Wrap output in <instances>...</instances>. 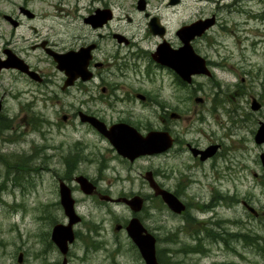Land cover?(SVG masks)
Masks as SVG:
<instances>
[{"label":"rangeland","instance_id":"1","mask_svg":"<svg viewBox=\"0 0 264 264\" xmlns=\"http://www.w3.org/2000/svg\"><path fill=\"white\" fill-rule=\"evenodd\" d=\"M138 1L0 0V57L5 58V49H11L32 66L61 76L54 65L55 62L39 44L47 39L59 49L71 48L78 44L83 33L96 34L97 31H91L92 28L84 22V18L91 12L94 13L96 8H110L113 11L111 29L133 37L140 44L135 46L134 50L152 48L155 40L148 35L147 21L144 12L137 8ZM146 1L149 11L163 16L164 21L169 24V36L174 39L176 37L172 31L180 28L181 24L216 13L219 24L208 37L210 42L216 41L215 46L209 50H217V53L213 52L211 56L222 58L225 64L231 66L238 62L235 59L240 56L238 50H247V68L251 69V76L248 78L250 94L255 95L258 100H264V20L249 19V24L244 25L248 28L246 32L238 29L243 21L252 16L246 14L245 10L254 7L257 11L262 8V4L257 6L258 3H251L250 0H238L237 3H234L235 0H182L181 4H169L170 0ZM22 7L34 13L35 17L23 13ZM6 14L17 20L20 17L21 26H13L5 18ZM127 15L132 18L131 22L127 21ZM104 32L106 33L107 29ZM198 45L202 48V42ZM102 48L104 52L99 53V57L104 60H112L109 55L113 54L119 58L120 55L125 57L128 50L127 47L116 45L111 39H103ZM228 78L230 79L229 76ZM154 79L144 80L145 82L136 76L128 79L129 85L138 87L143 93L151 94L149 104L144 105L140 100L133 103V118L136 119L137 116L142 126H161L163 123L160 116L165 104L164 106L174 108L175 112L182 114V118L175 121L176 127L189 138L198 139L197 136H200L202 144H207L217 137L223 142V154L217 164L221 171L220 177L212 178V165L206 164L204 170L207 176L199 173L197 183L188 182L187 186L182 185L186 187L183 190L185 195L180 198L191 204L190 200L208 203L216 196V190L219 191L218 194L221 192L227 196L223 199L217 196L216 204L210 210L203 212L191 208V214L203 221L215 215L227 231L232 234L246 233L250 236V241L253 236L264 237V178L260 176L264 175V170L261 166L263 161L259 157L264 153V146L254 141L253 129L256 130L257 127L253 126V120L257 118H245L239 112L233 119L230 115L205 111L208 118L203 122L198 116L193 117L204 109L201 102H196L194 97L185 102L183 98L187 95L179 92L176 85L171 86L167 81L163 82L160 75L158 79L154 76ZM251 84L254 85L253 88ZM38 90L39 88L18 70L9 68L0 73V113L12 118L11 129L0 128V264H48L54 259L60 262L50 264H63V254L53 246V242L50 243L53 226L68 223L59 203L60 196L55 179L57 174L54 172V169L58 172L61 168H57L53 160L52 163L55 164L50 165L53 174L44 170L42 156L45 146H60L61 105L44 103L37 94ZM229 92L232 93L231 90ZM198 95L203 96L202 93ZM152 98L155 102H152ZM232 100L235 101L234 107H247L243 97ZM120 103L116 105L117 109L126 107ZM226 105L232 106L231 101L226 102ZM103 107L106 109L104 113L107 118L110 115L114 118L119 116V110L112 112L106 106ZM259 119L264 120V117ZM34 122L37 123V129L33 127ZM67 127H74V124L70 123ZM73 139H82L86 143L83 154L94 152L89 155L93 158L92 161L81 160L75 163V175H84L89 179L101 178V186L110 190L109 195L116 199L125 195H141L145 198L146 208L138 216L156 234L163 237V230L166 228L182 229L185 221L175 215L161 199L155 200V191L150 188L147 179L138 175L139 171L149 173L150 166H155L160 160L144 159L133 167L130 174L123 162L113 160L112 151L105 149V143L99 140L97 134H74ZM46 149L51 150L48 147ZM34 153L39 157L34 158ZM29 155L30 158L26 159ZM181 160H174V163ZM183 160H186V157ZM170 163L173 164L170 161L162 162L161 166ZM15 165L18 170H8ZM40 165L43 168H40ZM181 166L183 163L175 165ZM254 173H257V176ZM181 180L180 177L169 179L168 176L162 175L158 177L157 182L158 185L163 184L161 188L174 192L177 183H184ZM73 184L76 185L73 194L75 209L84 219V222L82 220L76 224L74 229L83 231L86 227L89 230L85 231L86 233L81 232L84 237L78 238L79 240L70 245L72 256L67 264H145L139 259L136 249H133L126 230L115 229L118 223L125 224L129 220L132 216L131 209L116 202L98 204L91 196L81 191L78 181ZM246 203L256 213L247 207ZM179 236L187 241L188 236L184 231L180 232ZM118 239L121 243H118ZM205 242L210 249L209 253L201 256L179 253L175 257L179 260L178 264H264V255L259 251L260 249L264 253V240H261L259 247V244L254 243L251 248L244 244L241 236L240 240L237 238L232 242V250L225 248L221 243L217 246L216 243L207 240ZM179 246L180 243L162 242L158 248L172 247L179 252ZM21 252L23 257L20 262ZM84 256L86 259H82Z\"/></svg>","mask_w":264,"mask_h":264},{"label":"flooded vegetation","instance_id":"2","mask_svg":"<svg viewBox=\"0 0 264 264\" xmlns=\"http://www.w3.org/2000/svg\"><path fill=\"white\" fill-rule=\"evenodd\" d=\"M250 1L251 3H258L257 6L262 4L261 5L262 8L258 9L257 11L254 10V7H250L249 9L245 10L246 14L252 16L247 18L248 20H245V22L243 21L241 24L242 26L241 25L238 26V29H240L241 32H246V30H248L246 26L249 24V19L261 18L262 20H264V0H250ZM181 2L182 0H170L169 4H176V3L181 4ZM237 2L238 0L234 1V3ZM108 9L109 8H96L94 13L91 12L89 16L84 18L85 25L91 27L92 28L90 29L91 31L95 30L97 32L96 34H93L91 32L83 33L76 46L71 48L59 49L56 47L55 44L51 43L47 39H44L39 44L44 50V52L49 56V58H52V60L55 62L54 65L58 70V72L61 73V76H58L57 73H52V71H47L34 67L28 62L27 63L30 66V70L36 73V75L34 74L35 76H32L27 72H22L18 70L20 74L27 77L31 83H34L39 88L38 90L39 92L37 94L41 96L40 100H42L46 104L50 103V104L61 105L59 111V118L61 119V123H62L59 127V133L61 135L60 146L59 145L45 146L44 149L42 150L43 162L45 163L44 170H47L52 173L51 170L52 167L50 165L55 163L57 164V168L58 167L61 168L60 170H58V172L56 169H54L55 174H57L55 176V179H56V184L58 186L59 196L61 195V189H60L61 182H64L70 188L72 195L76 191V187H75L76 185L74 186L73 183L74 181L77 182L76 178L79 176V174L75 175L76 168L73 170V168L75 167V163L81 160L82 161L93 160V158L89 157V155L91 154L93 155L94 152H91L86 155L83 154L84 148L87 147L86 143L82 139L79 140L73 139L74 134H80L82 136V133H86L87 135L97 134L99 136V140L105 143L104 144L105 149L108 151H112L113 160H117V161L119 160L123 162L126 168H128L130 174L133 167L137 166L139 162L144 161V159L160 160L155 164V166L153 165L150 166V169L152 170V174L157 179V181H158V177L162 175H165V177L168 176L169 179H175L177 177L182 178L181 181H183L185 184L177 183V185L175 184L176 188L173 189L174 193L177 194L179 197L185 195L183 193V190L186 187H183L182 185L187 186L188 182L197 183L199 179V175H198L199 173H202L203 175L207 176L204 168L205 165L208 163H211L212 165V178H219L221 171L219 170V168H217V164L223 154L222 140L218 139L217 137L207 142V144H202L200 141L201 138L200 136H197L198 139L196 137L189 138L185 132H180L176 127L175 121L180 120L182 118V114L175 112L174 108H169L167 106H164L165 104H163V114L162 116H160L161 117L160 119L162 120L161 123H163L161 126H155V127L142 126L140 122L137 120V116L136 119L132 117L133 115H135L134 114L135 109L133 108L132 105L133 103L136 102V100H140L144 105L149 104L151 101V94L143 93L141 90L138 89V87H135L134 85H129L128 79H130L131 76H136L141 81L145 82L148 81V79L151 81L155 80L154 76H156V79H158V76L160 75L161 79H163V82L167 81V83H169L171 86L176 85L177 90L179 92H182L183 94L187 95V97L184 96L183 101L185 102L190 101V99H193L194 97L196 102H201L203 104L204 109L202 111L194 115L192 114L193 117L198 116L200 119H203V122H205L206 118H208L204 113L205 111L215 114L219 112V115L223 113L225 115H230L231 118L233 119L236 117L235 115H237L239 112L240 115H243L245 118H248L249 116V118L254 119V117H256L257 120L255 121L253 120V126L256 125L255 127L257 128L256 130L253 129V132H254V141L255 143H257L256 134L258 129L264 122V120L259 119L264 117V110H263L264 100H258L255 97V95L250 94L251 90L248 84V78L251 76V71H250L251 69L247 68L248 66L247 50L245 51L238 50L240 56L239 58L235 57V59H237L238 62L231 66L225 64L222 58H216L211 56V53L213 52L217 53V50L216 51L209 50L212 46H215L216 41L210 42L208 34H210L219 24L218 16L214 12L211 13L209 16H205L204 18H198L194 21L186 22L183 25L181 24V27H185V26H190L201 20L203 21L211 20L210 23H207L209 25L206 26L205 30L202 31L201 34H197L196 32V34H194L195 36L190 40V44L192 45L194 51L203 59L204 64H202L201 72L193 74L191 81H188L185 80L176 71L174 66L172 67L163 62H160L155 57V54L157 55V52L159 51V49L162 48V46L166 45L165 48L176 50L184 44V42H182V40L180 39L177 33L181 27L176 29L175 31H172L174 36L176 37L175 39L170 37L171 36L170 26L166 21H164L163 16L153 14L152 12L149 11L148 6H146V9L143 11L147 21L146 27L149 32L148 35L154 38L155 40L153 43L154 45L149 44V45H153L152 48L143 47L134 50V47L140 44L137 43L136 40L133 39V37H128L125 34H122L118 31L111 29V22L114 20V16L112 17L111 20H106L104 22L102 21L97 22L98 24L96 25V27H94L87 19L88 17H91L90 15L103 14ZM154 18H158L159 25H154L152 28L151 22ZM18 19L20 20L19 25L21 26L22 20L20 19V17H18ZM127 21L128 22L132 21V18L128 15H127ZM19 25L17 27H19ZM105 29H107L106 33L104 32ZM190 30L191 29H189V31ZM192 30L194 31V29ZM118 36H120L121 38ZM103 39H108V40L111 39L115 41L116 45L127 47L128 50L126 51L127 52L126 56L123 57L120 55L119 58L118 55L113 54V55H109V58L111 57L112 60L101 59L99 57L100 56L99 53L104 52L102 48ZM199 42H202V48L198 45ZM83 48H90V50L87 51V53L89 52L91 53L90 57L87 58L88 62L86 66L83 67L82 69L74 70L70 77V75L65 70H62L61 68L58 67V64L55 61L53 55L54 53L65 54L70 51L80 52L81 49ZM82 59H86L85 56H82ZM235 59H233L232 61L235 62ZM79 71L80 72L83 71V73H80ZM226 74L230 77V79ZM130 81L137 82L136 80H130ZM251 87L253 88L254 85L251 84ZM208 90L210 91V94ZM229 90L232 91L231 94ZM198 93H202L203 96L198 95ZM234 95L237 97L245 98L244 102L246 103L247 107L246 108L243 107V109H239L238 105L234 107L235 101L232 99L237 98ZM66 100H68V102ZM228 101H231L232 106L228 107L226 105V102ZM120 102L123 103L126 107L117 109L116 105H118ZM152 102H155L153 98H152ZM103 105L106 106L107 109L112 112L119 110L118 112L119 116L114 118L110 115V117L107 118V116L104 113V110L106 109H104ZM248 106H250V108ZM222 110L224 111L222 112ZM85 115L98 118L99 120L105 123L107 129H111L112 126L122 123L133 126L134 128H136L138 132H140L144 136L151 131L163 132L164 135H166V138H168V140L169 138L172 139V144L162 152L138 156L133 160L119 154L107 136L103 135L90 121L84 120ZM11 119L12 118L8 117L6 114L0 113L1 128H6L8 130L11 129L12 128V125L10 123ZM70 123H73L74 127H67V125H69ZM30 124L32 126L31 122ZM33 127L34 129H37V123L34 122ZM125 133L127 135H134L130 130H127ZM215 135L217 134L215 133ZM257 144L260 146H264V142ZM214 145L217 146L215 152L213 154H209L210 152L207 153L206 151L211 149V147H213ZM47 147L50 148L51 150H47L46 149ZM33 157L36 158L39 156L37 153H34ZM184 157H186V160H183ZM259 157L261 158V155H259ZM28 158H30V155L26 157V159ZM179 159L182 160L179 161L178 163H174L175 162L174 160H179ZM53 160L55 161V163H52ZM166 161L173 162V164L170 163L161 166L162 162H166ZM179 163H183V166L175 167V165H178ZM261 166L264 170L263 162ZM39 167L43 168L42 165H40ZM254 174L255 176H257L256 175L257 173ZM138 175L145 176L146 178V175L142 171H139ZM260 176L262 179L264 178L263 174H261ZM89 180L93 185V191L90 193V195L87 196L89 197L91 196L94 199V201H97L98 204L106 205L107 203L110 202H116V203L125 204L130 208L127 202H125L123 199L124 198L129 199L132 198V196L127 197V195H125V196H120L119 199L113 198L111 195H109L110 190H108L107 188H103L101 186V181H102L101 178L96 177V178H91ZM80 189L83 193H85L82 190L81 186ZM131 193L133 194V192ZM215 194L216 196L212 198L211 201H209L208 203L204 202L207 203L209 210L212 209L213 206H215L216 204L215 199L217 196L223 199V195L221 193L218 194L217 190ZM154 199L162 200V196L160 194L154 193ZM190 201L191 204L188 203L187 201L185 202L187 206L185 211H183L180 214H175L180 216L181 219L185 221L184 225L182 226V229L181 227L180 229L166 228L163 230V232H165L163 237L153 232V230H151L156 237L157 245H159L162 242L166 244L180 243L181 246L178 247L179 249L189 245L198 246L200 242L206 245L205 231L207 227H210V229H215L217 232L220 230V227L222 228L221 221L219 220L217 221L218 217L215 215L212 216L213 219L209 218V220H204V221L192 215L190 211L191 208H195L196 210H201V208L199 207L200 203L193 202L192 200ZM59 203L61 205V198L59 200ZM246 206L251 208L249 204H247ZM61 208L63 209L62 205ZM251 209L256 213V211L253 208ZM135 215L136 214L132 211V216L130 218H132ZM82 220L84 222L83 217L81 218V221ZM128 221H126L125 224L118 223L115 229L121 230L123 228L126 230ZM118 226L119 228H117ZM188 226L189 228L187 229ZM196 228L200 229L198 238L195 237ZM88 230L89 228L86 227L85 230L83 231L75 230L74 232L75 239L72 243H70V245H72L75 241L79 240L78 238L82 239L84 236L83 234H81V232L82 233H84L85 231L88 232ZM182 231H184L185 234L188 236L187 241L181 239V237L179 236L180 232ZM175 240L177 242H175ZM259 240H264V237H260ZM52 242L53 241L51 240L50 243ZM131 242L133 249H136L138 253L139 259L143 260V258L139 253V250H137L138 248L135 246L132 240ZM221 242L223 243V245H225L224 241L220 239H215V242L212 243H216L218 246V244ZM118 243H121L120 239H118ZM70 245L68 251L66 253H63L60 250V248L55 244V242H53V246L56 247V249H58L60 253L63 254V260H62L63 264H67V262L70 261L71 259L72 249L70 248L71 247ZM169 249H173V248L169 247ZM179 253H184V252H179ZM185 254L187 255L198 254L199 256H201V255H205L206 253L204 254L202 250H195L193 251V253H185ZM45 259L47 260L46 257ZM82 259H86V257L84 256ZM56 262L58 263L60 261L58 259L57 260L54 259L53 261H50V263H56Z\"/></svg>","mask_w":264,"mask_h":264},{"label":"water","instance_id":"3","mask_svg":"<svg viewBox=\"0 0 264 264\" xmlns=\"http://www.w3.org/2000/svg\"><path fill=\"white\" fill-rule=\"evenodd\" d=\"M138 3V7L140 9H143L145 7V0H139ZM21 10L30 17L34 16V13H32L25 7H22ZM111 17V11L107 10L103 14L91 15L89 21H91V23L96 26L98 24L97 22H104ZM5 18L14 26H17L19 24L18 20L14 19V17L11 15L6 14ZM210 22L211 20H201L190 26L182 27L180 30H178V35L184 42V45L179 49L171 50L165 48L166 45L164 44L165 46H162V48L157 52L156 58L160 62H163L172 67L174 66L176 71L185 80L191 81L193 74L201 72L202 64H204V61L194 51L192 45L190 44V40L195 36L194 34H196V32L197 34H201L202 31L205 30L206 26L209 25L207 23ZM154 25H159L157 18H154L151 22L152 28ZM189 29H191L190 31H192L190 32V34L188 33ZM192 29H194V31ZM89 50L90 48H83L80 52L70 51L65 54L54 53L53 56L57 61L58 67L62 70H65L71 77L74 70H79L86 66L88 62L87 58H89L91 55L90 52L87 53V51ZM5 53L7 54V58H0V71L3 68L16 67L31 74L32 76L36 75L35 72L29 69V65L25 62V60L20 58L12 50L5 49ZM82 56H85L86 59H82ZM80 73H83V71ZM1 105L2 104L0 103V109ZM84 120L90 121L103 135L107 136L119 154L133 160L138 156L162 152L172 144V139L169 138L168 140L163 132L151 131L144 136L140 132H138L136 128L128 124H116L112 126L111 129H107L104 122L93 116L85 115ZM127 130H130L134 135H127L125 133ZM256 141L257 143L264 142V122L257 131ZM216 147L217 146L214 145L213 147H211V149L208 148L209 150H207L206 152H210L209 154H213ZM261 158L264 165V153L261 155ZM147 175V178L150 180L152 187L156 191V194L162 195L163 200L171 210L176 213H181L186 208L184 202L181 201L177 195L166 189H161L159 185L154 182L151 172L147 173ZM76 180L80 183L82 190H84L86 193H91L93 191L92 183L84 175H80L76 178ZM61 197L65 213L69 216L70 222L67 225H55V227L53 228L52 239L55 241L60 250L63 253H66L69 248V242H73L75 238L73 224L78 222L80 220V217L75 212L74 199L72 198L70 188L66 184H64V182L61 183ZM123 200L127 202V204H129L131 208L136 212L139 211L143 206V199L139 195L131 199L124 198ZM126 229L131 239L137 245L145 263L160 264L157 258L156 237L148 231L140 218H132ZM21 257L22 255H20L19 261L22 260Z\"/></svg>","mask_w":264,"mask_h":264},{"label":"trees","instance_id":"4","mask_svg":"<svg viewBox=\"0 0 264 264\" xmlns=\"http://www.w3.org/2000/svg\"><path fill=\"white\" fill-rule=\"evenodd\" d=\"M1 128V126H0ZM25 167V166H24ZM16 170L17 169V165L13 166L12 168L9 167V170ZM18 170V169H17ZM196 232V238L199 237V233H200V229L195 230ZM242 236V241L244 242V244L246 246H252L255 244H259L261 243V240H259V236H256L252 238V240H248L250 239V236L246 233L243 234H232L229 231H227L225 229V227H222L218 232L216 230L210 229V227H207L206 231H205V237L206 240L208 241H215V239H220L224 241V244L226 245V247L230 250L233 249L232 247V242L234 239L240 240ZM175 242H177L175 240ZM171 244V243H170ZM259 245H257V247H259ZM195 250H202V252L205 254L206 252L210 251L209 248H207V246L203 243H199L198 246L195 245H189V246H184L181 249H179V252H184L185 253H193V251ZM259 251L261 252V254L264 255V253L259 249ZM168 252V253H167ZM179 252H177V250L175 249H164V248H159L158 250V258L161 264H178L179 260L175 259V257L179 254ZM213 264H218V263H213Z\"/></svg>","mask_w":264,"mask_h":264},{"label":"bare ground","instance_id":"5","mask_svg":"<svg viewBox=\"0 0 264 264\" xmlns=\"http://www.w3.org/2000/svg\"><path fill=\"white\" fill-rule=\"evenodd\" d=\"M191 31H188V33H190ZM187 34V33H186Z\"/></svg>","mask_w":264,"mask_h":264}]
</instances>
